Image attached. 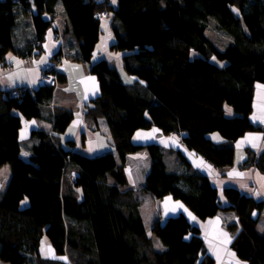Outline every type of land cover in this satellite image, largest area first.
<instances>
[{"label": "trees", "instance_id": "obj_1", "mask_svg": "<svg viewBox=\"0 0 264 264\" xmlns=\"http://www.w3.org/2000/svg\"><path fill=\"white\" fill-rule=\"evenodd\" d=\"M62 3L78 54L90 63L100 39L99 11L112 14L115 41L110 49L122 54V67L135 79L124 81L118 67L106 59L90 66L101 94L87 113L108 124L114 151L88 156L75 151L76 140L60 136L75 113L63 107L51 112L53 129L34 130L31 158L22 156L23 119L44 116L54 86L40 85L14 96L0 93V170L9 165L10 179L0 192V260L8 264H215L200 227L186 214L157 220L154 245L128 184L125 167L130 155L146 150L151 167L144 191L157 199L172 195L201 220L233 210L237 222L228 225L232 250L248 264H264V231L258 223L264 200L226 187L228 206L207 175L199 173L179 152L181 171H171L160 143L134 140L140 129L157 128L165 135L181 134L190 150L219 168L235 161L234 143L264 125L251 119L257 84H264V0H0V44L30 56V45L17 44L22 14L32 16L36 43L44 41ZM45 15L51 16L46 18ZM232 39L219 48L207 35V24ZM67 30V31H66ZM60 50L55 60L62 56ZM7 63L0 53V67ZM58 81L66 82L58 73ZM232 110V114H229ZM223 139L218 143L213 134ZM217 134V133H216ZM246 164L264 173V152L249 151ZM77 170L70 189L67 172ZM77 189L81 192L79 195ZM68 260L46 258L43 239Z\"/></svg>", "mask_w": 264, "mask_h": 264}, {"label": "crops", "instance_id": "obj_2", "mask_svg": "<svg viewBox=\"0 0 264 264\" xmlns=\"http://www.w3.org/2000/svg\"><path fill=\"white\" fill-rule=\"evenodd\" d=\"M64 14L62 3H60L55 19L58 21L62 40L55 37V32L50 27L41 44L36 43V29L32 16L26 14L20 16L16 28V40L17 44L21 47L28 48L30 45L29 58L19 55L10 50L7 46L0 44L1 55L6 58L7 62L12 64L11 68H7L6 66L0 67V93L3 94H7V92L24 85L32 89L37 88L40 86L42 68L48 62L55 60V56L60 50H63V54L65 55V58L60 62L58 73L65 74L67 81H58V84L54 86L52 102L46 107L43 117L23 119L20 141L22 156L26 160L31 158V148L35 142L33 131H52L53 124L51 112L56 107H63L75 113L72 123L60 136V142L64 148L68 149L69 145L67 141L74 139L77 142L74 150L88 156H96L107 151H114L113 140L106 121L102 118L95 120L87 113L91 101L101 94L99 80L95 74L91 73L90 66L94 62L106 58L112 66L119 68L125 82L132 83L135 79L129 77L127 73L125 77L122 72L123 67L121 58L123 53H117L110 49V46L115 41L112 14H108L101 18L100 39L96 45L93 60L90 63L75 59L78 51L71 33L65 32L67 19ZM45 17L51 18L49 15H45ZM41 61H43V63H41ZM228 113L232 114V110H229ZM251 119L256 124L264 123V84H257ZM161 133V130L157 128L147 130L140 129L135 133V141L140 144L157 142L162 145L165 143L155 138H162V136H164L165 139L169 140L167 149L172 151L170 153L172 161L177 167L175 170H172L168 166L166 159L168 168L176 172L182 170L178 155L179 151L182 152L189 162H191L194 169L210 177L212 184L217 187L219 197L222 199L225 207L228 206V201L224 194V189L231 186L240 189L243 193L254 196L258 200H264V173L256 166L246 164L250 150L257 151L258 153L264 152V136L261 132H247L234 143L235 161L232 166L226 168L214 166L201 155L187 148L181 134L165 135ZM154 134L155 138L153 139ZM212 137L218 143L223 141L216 133L213 134ZM75 172L78 173L77 170H75ZM147 174L148 171L146 176ZM77 191L81 196L79 189H77ZM145 193L147 196L151 197V200L156 199L151 194ZM150 202L159 204L161 212L158 210L156 215L153 210L145 212L152 217L151 225L147 226L143 206L140 203L141 214L147 229H150L149 232L152 231V226L156 220H161L163 222V220H166L169 216L184 213L194 225L201 228L203 238L207 242L209 252L215 257L216 264H248L239 259L231 248L234 235L228 229V225L237 222V216L233 210H221L215 217L204 221L198 218L185 203L175 199L172 195H167L160 200L158 199V202ZM263 219L264 211L258 223V227ZM43 240L41 253L43 245L48 252L46 256L42 253L44 257L54 260H66L64 255L57 254L48 238H44ZM153 241L154 243L157 241L155 246L157 249L161 250L162 244L155 238Z\"/></svg>", "mask_w": 264, "mask_h": 264}, {"label": "rangeland", "instance_id": "obj_3", "mask_svg": "<svg viewBox=\"0 0 264 264\" xmlns=\"http://www.w3.org/2000/svg\"><path fill=\"white\" fill-rule=\"evenodd\" d=\"M215 23L216 22L213 19L211 21H209V23L207 24V26H208L207 27V35L214 41V43L219 48L225 49L231 43L232 39H231V37L226 32H223V31L217 29ZM25 57L29 58L30 56H25ZM64 58H65V55L62 53V56L61 57H59L57 60H52V61L48 62L45 66H47V65L51 64L52 62H54V63H56L58 65V69H59L60 62ZM3 66H6L7 68H11L12 67V64L9 63V62H7ZM45 66L42 68V74H41V81L42 82H43L42 78H43L44 72L46 71V69H44ZM122 72H123L124 76L126 77L127 76L126 75V71L123 69ZM55 73H57V72L55 71ZM128 76L131 77V78H134V77H132L130 75H128ZM20 87H23V90L24 91H28L30 89L29 86H27V85L20 86ZM10 93H12V95H14V96H15L16 93L21 94V92L18 90V88L13 89ZM261 125H264V123L261 124ZM256 132H261V131H256ZM216 133L219 134L218 132H216ZM261 133L263 134V132H261ZM135 138H136V134L134 136V140H135ZM154 138H155V134L153 136V139ZM155 139H157L158 141H161L162 143H165V144H162V147H163L164 152H165V156H166V159H167L168 166L172 170L173 169L175 170L177 167L175 166L174 162L172 161V157H171V154H170L172 151H170V150L167 149L169 140L168 139H165L164 136H162V138H155ZM170 141H172V140H170ZM150 143H154V142H150ZM173 143H174V139H173ZM175 143H176V141H175ZM183 150H185V149H183ZM258 154H261V153H258ZM181 166H182V164H181ZM150 167H151V159H150L149 154H148V152L146 150H141L140 152H137L135 155H130L129 158H128L127 166L125 167L126 174H127V177H128V184L126 186L122 187L123 189H133L135 191L136 197L138 198L139 202L143 206V212H144L145 217H146V220L145 221L147 223V226H150L151 225V223H152L151 222L152 221V217H151V215H149L148 213H145V212H150L151 210H153V212H154L155 215L158 213V210L161 212L160 205L159 204H155V203L150 202V201L158 202V199L156 198V199L151 200V197L147 196V194L143 190L144 189V186H145L146 173H147V171L149 172ZM10 175H11L10 166L9 165H5L0 170V192L1 191H4L6 189V187L8 185V181L10 179ZM203 175H206V174H203ZM76 176H77V173L75 172V170L69 169V171L66 174L65 180H64L65 186L67 187L66 189H70L71 188V186L74 184V181H75ZM173 216H176V215H173ZM163 221H165V220H163ZM204 221H206V220H204ZM258 229L261 232L264 231V219L260 223V226L258 227ZM149 231H150V229L148 230V233H149V235L151 237L153 236L152 239L155 238L160 243L161 242L160 239L158 237H156L155 235H153L152 231L151 232H149ZM233 239H234V237H233ZM156 244H157V241H156V243H154V245H156ZM205 244H206L207 250H208V245H207V242L206 241H205ZM208 252H209V250H208ZM42 253L45 256L48 253L47 252V249H46V247H44V245H43V248H42ZM214 259H215V257H214ZM66 260H68L67 257H66ZM0 264H8V263L0 260ZM215 264H216V260H215Z\"/></svg>", "mask_w": 264, "mask_h": 264}, {"label": "built area", "instance_id": "obj_4", "mask_svg": "<svg viewBox=\"0 0 264 264\" xmlns=\"http://www.w3.org/2000/svg\"><path fill=\"white\" fill-rule=\"evenodd\" d=\"M106 15H108L107 11H99L95 14V17L102 18L103 16H106ZM51 28L55 32V37L57 39L62 40L61 31L59 28L58 21L56 19L51 22ZM44 69H46V71L44 72V75L42 78L43 82H45V84L50 85V86H56L58 84V65L52 62L51 64L45 66ZM55 71L57 73H55ZM19 95H20L19 93L15 94V96H19Z\"/></svg>", "mask_w": 264, "mask_h": 264}, {"label": "water", "instance_id": "obj_5", "mask_svg": "<svg viewBox=\"0 0 264 264\" xmlns=\"http://www.w3.org/2000/svg\"><path fill=\"white\" fill-rule=\"evenodd\" d=\"M44 84H45L44 82H42V81L40 82V85H44Z\"/></svg>", "mask_w": 264, "mask_h": 264}, {"label": "snow or ice", "instance_id": "obj_6", "mask_svg": "<svg viewBox=\"0 0 264 264\" xmlns=\"http://www.w3.org/2000/svg\"><path fill=\"white\" fill-rule=\"evenodd\" d=\"M113 2H115V0H113ZM41 63H43V61H41ZM255 119V118H254ZM253 146H255V145H253ZM26 155V154H25ZM182 207V206H181Z\"/></svg>", "mask_w": 264, "mask_h": 264}]
</instances>
